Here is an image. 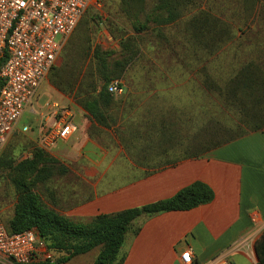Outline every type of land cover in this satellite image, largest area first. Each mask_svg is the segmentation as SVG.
Segmentation results:
<instances>
[{"label":"rangeland","instance_id":"rangeland-1","mask_svg":"<svg viewBox=\"0 0 264 264\" xmlns=\"http://www.w3.org/2000/svg\"><path fill=\"white\" fill-rule=\"evenodd\" d=\"M177 1L180 16L166 22L161 0H98L62 45L38 90L37 113L52 102L85 116L84 108L94 102H149L154 132L188 134L193 149L205 150L264 124V0ZM113 81L122 93L106 100L103 93ZM157 113L162 115L156 118ZM88 120L91 127L107 124ZM37 121L27 109L18 129ZM18 129L0 149V162L6 164L0 168V222L7 225L13 215L14 181L21 177L43 206L75 221L72 159L63 157L77 148L75 142L59 144L33 172L21 174L12 168L33 158L36 134ZM98 251L87 254V264ZM250 257L255 260V251Z\"/></svg>","mask_w":264,"mask_h":264},{"label":"crops","instance_id":"crops-1","mask_svg":"<svg viewBox=\"0 0 264 264\" xmlns=\"http://www.w3.org/2000/svg\"><path fill=\"white\" fill-rule=\"evenodd\" d=\"M150 105L97 103L107 124L93 127L91 114L71 107L77 131L70 140L77 148L63 157L72 159L75 221L166 200L199 182L212 190V201L135 221L136 233L127 232L120 249L122 264H181L180 255L188 249L192 264H210L218 257L228 264H258L250 253L264 232V129L193 149L188 134L161 133L160 127L154 132ZM114 120L115 125L108 124ZM130 120L133 125L126 123ZM144 120L150 121L147 127ZM92 251L59 264H87Z\"/></svg>","mask_w":264,"mask_h":264},{"label":"built area","instance_id":"built-area-1","mask_svg":"<svg viewBox=\"0 0 264 264\" xmlns=\"http://www.w3.org/2000/svg\"><path fill=\"white\" fill-rule=\"evenodd\" d=\"M97 5L98 0H0V149L27 109L38 121L35 127L23 125L18 130L33 129L36 148L45 153H53L76 133L71 107L47 103L43 114L34 107L65 40L87 10ZM107 91L120 95L122 86L113 81ZM55 255L35 228L12 234L0 222V264H55ZM180 263H193L189 249L180 255ZM210 264L228 263L218 257Z\"/></svg>","mask_w":264,"mask_h":264},{"label":"trees","instance_id":"trees-1","mask_svg":"<svg viewBox=\"0 0 264 264\" xmlns=\"http://www.w3.org/2000/svg\"><path fill=\"white\" fill-rule=\"evenodd\" d=\"M178 2L177 0H161V8H167L166 22H173L180 16V13L175 11ZM107 86L103 93L106 100L113 96L108 93ZM97 103H90L84 109L92 115L93 119H99L102 122L104 121L101 115L103 112L96 109ZM260 129H264V124L258 125L252 131ZM246 133L230 135L213 146L229 142ZM46 155L48 153L36 148L31 160H25L12 169L21 174H30L46 160ZM5 165V162H0V168ZM14 185L17 199L13 207V215L4 226L12 234L35 228L48 248L61 255L55 261L57 264L65 263L96 248H99V253L93 264H122L123 257L120 249L126 233L129 231L136 233L135 221L165 212L188 211L207 204L213 199L212 190L207 185L196 182L169 199L110 215H99L87 223H79L43 206L23 177L16 179ZM254 251L258 264H264V232L256 241Z\"/></svg>","mask_w":264,"mask_h":264}]
</instances>
